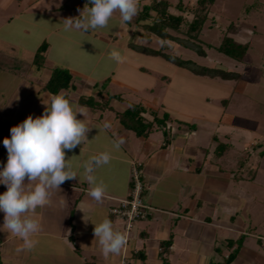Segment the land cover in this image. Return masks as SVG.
Listing matches in <instances>:
<instances>
[{
	"label": "crops",
	"instance_id": "crops-1",
	"mask_svg": "<svg viewBox=\"0 0 264 264\" xmlns=\"http://www.w3.org/2000/svg\"><path fill=\"white\" fill-rule=\"evenodd\" d=\"M12 1L0 0L1 23L10 24L12 17L2 15L1 9H6ZM234 37L242 40L241 35ZM10 43L6 44V49L13 51ZM0 50L4 51V47ZM44 73V79L38 76L35 81L28 76L20 78L22 85L17 95L7 99L5 105L4 100L0 101V140L25 116L42 113L52 96L41 90L49 74L47 67ZM112 81L136 91L125 80L113 77ZM72 83L73 89L59 93L66 92L73 107L83 113V117L78 114L77 118H83L89 126L86 139L65 152L64 158L76 178L65 180L58 192H52L49 203L36 209L40 230L34 234L36 243L31 249L18 250L19 238L0 226L1 264H82L85 261L92 264H217L236 248L235 243L229 247L227 241L239 238L241 243L228 264H264V217L252 227L250 221L252 205L256 208L264 202V185L254 179L259 163L264 169V147H257L256 154L260 155L257 168L247 171V175L242 167L247 163L241 161L237 153L239 150L249 153L250 147L258 144L248 141L249 130L253 128L250 123L254 120L227 111L230 99L226 104L224 101L225 107L219 112L182 111L164 99L165 83L161 86L163 95L161 91L151 101L139 102L158 114L168 113L169 139L163 144L159 129L152 130L146 137H137L120 125L116 112L122 111L129 101L112 98L108 101L110 108L89 109L77 103L84 90L73 80ZM94 87L96 92L95 83ZM88 94L92 91L87 90ZM95 99L106 100L107 93L101 89ZM143 114L152 117L147 111ZM105 122L111 124L109 129L103 127ZM189 124L194 128L188 129ZM235 132H240V139L245 137L243 148L232 144ZM117 137H123L124 143L114 148L113 141ZM219 143L223 147L218 150ZM101 152H108L110 159L107 164L95 167L92 173L105 185L102 201L95 202L87 196L91 185L84 178L83 164ZM5 160L6 149L0 143V166ZM133 167L140 171L144 202L150 209L145 217L134 222L121 250L105 255L94 237V224L107 216L113 229L124 234L120 220L115 219L109 209L115 199L128 194ZM4 190L0 185V192ZM248 194L252 199L247 202ZM61 196L63 205L59 203ZM2 223L0 213V225Z\"/></svg>",
	"mask_w": 264,
	"mask_h": 264
},
{
	"label": "rangeland",
	"instance_id": "rangeland-1",
	"mask_svg": "<svg viewBox=\"0 0 264 264\" xmlns=\"http://www.w3.org/2000/svg\"><path fill=\"white\" fill-rule=\"evenodd\" d=\"M139 1L148 2V0ZM168 1L172 4L171 10H174L178 0ZM179 1L183 6L184 15L189 19L195 0ZM84 8L86 6L83 0L19 2L13 0L6 9H1L2 15L12 18L10 24L0 22V47H4L5 54H10L17 62V59L31 58L38 45L45 41L44 66L30 69L27 76L32 81L38 76L44 79L46 67L50 70L53 66H58L71 73L73 82L84 90L82 92L84 95H87V90H90V93L92 91L93 95H90L93 98L97 94L94 89L95 83L104 93H119L126 101L144 103L159 96L161 91L163 95L161 86L167 83L164 99L182 111L188 110L190 113L198 114L219 112L225 107L224 101L226 104V100L230 99L227 111L242 115L243 119L247 117L254 120L252 124L249 119L253 128L249 130L248 141L258 144L250 147L249 153L245 150H239L237 153H240L239 159L247 163L242 166L246 175L247 171L256 170L260 156L256 154L257 147L260 145L264 147V0H214L208 20L200 32V40L217 45L231 23L227 34L241 35L242 41L248 44L240 61L226 57L214 47L208 48L203 45L206 57H200L193 51L170 42L173 48L175 47L169 50L171 53L183 59H191L200 65L236 71L240 74L237 80L196 75L161 57L133 51L126 45L127 37L135 28L132 25L133 18L122 24L118 12L114 13L107 25L102 28L90 29L87 32L76 29L65 30L64 19L75 18L79 16L80 11L83 14ZM16 29L17 33H15ZM5 40L6 44L12 42L10 45L14 46L13 51L6 49L8 46L4 43ZM134 41L158 46L157 39L146 42L136 37ZM32 46L35 48L32 51L24 50L25 47ZM113 49L120 53L119 62L110 58L109 53ZM7 67L0 68V101L4 100V102L14 94L16 96L22 85L20 72L17 73L15 68ZM113 77L129 82L136 91L114 83ZM106 78H109V81L106 85H102ZM42 85L43 83L40 86L41 90ZM64 94L66 95V92ZM142 116L148 121L152 119L145 114ZM235 134L232 137V144H238L243 148L246 143L243 141L245 137L240 139V132ZM255 174L254 179L264 185V169L261 168L260 163ZM245 197L247 202L252 199L249 194ZM252 208L251 227L255 225L253 223L262 221L264 202L262 201L256 208L252 205ZM114 218L118 219L115 216Z\"/></svg>",
	"mask_w": 264,
	"mask_h": 264
},
{
	"label": "clouds",
	"instance_id": "clouds-1",
	"mask_svg": "<svg viewBox=\"0 0 264 264\" xmlns=\"http://www.w3.org/2000/svg\"><path fill=\"white\" fill-rule=\"evenodd\" d=\"M88 7L75 18L64 19L65 30L76 29L87 32L90 29L107 25L114 13H119L120 22H129L138 11V0H87ZM110 58L119 62L120 53L113 49ZM79 109L74 108L64 93H56L49 98L42 113L38 116L27 115L9 128V135L0 143L6 149V160L0 166V213L3 214L2 230L18 237L19 249H31L36 240L34 234L40 230L36 209L49 203L53 191L65 181L76 178L70 169L66 151H71L86 139L89 126ZM105 129L111 124L105 122ZM123 137L113 141V147L119 148ZM108 152L90 157L83 164L84 178L91 185L87 196L102 201L105 194L103 181L92 175L94 168L107 164ZM59 203L64 204L61 196ZM94 237L103 254L118 253L125 245V236L113 229L112 222L105 216L94 224Z\"/></svg>",
	"mask_w": 264,
	"mask_h": 264
},
{
	"label": "trees",
	"instance_id": "trees-1",
	"mask_svg": "<svg viewBox=\"0 0 264 264\" xmlns=\"http://www.w3.org/2000/svg\"><path fill=\"white\" fill-rule=\"evenodd\" d=\"M83 1L87 8V0ZM213 2L214 0H195L190 10L191 16L188 19L184 15V9L179 0L174 5V10H171L172 4L168 0H148V2L145 3L138 0V11L132 20V25L135 26V28L133 29L132 34L127 37V47L141 54L161 57L167 62L186 69L196 75L219 77L223 80H237L240 74L236 71L224 70L214 66L200 65L191 59H183L179 55L169 51L173 48L171 43H174L182 48L193 51L200 57H206V50L203 46L205 45L208 48L214 47L218 52L224 54L230 59L237 61L242 59L248 44L247 42L245 43L242 40H238L233 35L227 34L232 25L231 23L227 26L226 32L221 36L217 45H212L206 42L204 43L199 39L200 32L208 20L210 7ZM136 37L146 42L157 39L158 46L155 47L135 42L134 39ZM45 50L46 43L44 41L38 45L31 58H24L22 60L17 59V62L12 56H10V54L7 55L5 54L6 52L0 51V57L2 58L0 61L3 64H0V68L7 66V68L10 67L9 69L15 68L16 72H20L19 74H21L22 77H25L30 69H39L44 66L46 59L44 53ZM108 81L109 78L104 79L102 85H106ZM73 88L74 85L72 83L71 73L67 69L58 66H53L49 70L47 79L42 85V90L52 95L59 93L62 90L68 91ZM96 90L98 94H101L100 88L96 87ZM107 96L108 99L106 100H96L92 95H79L77 103L90 109H100L104 107L110 108L108 101L112 98L120 102L125 101L119 93H107ZM146 111L152 116V119L149 121L145 120L142 116ZM116 116L120 125L124 129L132 131L137 137H146L152 130L159 129L163 136V144L169 139V125L167 124L169 121V115L165 111L158 114L156 110L151 108L146 109L139 102H126L125 108L122 111L116 112ZM178 127L181 128L179 125ZM187 128L193 129L194 125L189 124L187 125ZM221 147L223 146H221L220 143L216 145V149L218 150ZM129 185H132L131 181H129ZM69 218V223L71 225V214L69 215ZM240 241V238L236 240H228L227 245L231 247L235 243L236 248L229 252V254L217 264H228L239 247L241 243ZM167 244L168 242H166V245ZM82 264L92 263L85 261Z\"/></svg>",
	"mask_w": 264,
	"mask_h": 264
},
{
	"label": "built area",
	"instance_id": "built-area-1",
	"mask_svg": "<svg viewBox=\"0 0 264 264\" xmlns=\"http://www.w3.org/2000/svg\"><path fill=\"white\" fill-rule=\"evenodd\" d=\"M132 185L124 198L115 199V204L109 209L110 214L122 222V231L127 242V232L131 230L135 221L145 217L150 209L144 202V186L140 180V171L133 167L130 173Z\"/></svg>",
	"mask_w": 264,
	"mask_h": 264
}]
</instances>
